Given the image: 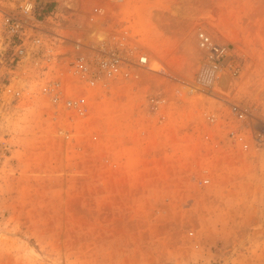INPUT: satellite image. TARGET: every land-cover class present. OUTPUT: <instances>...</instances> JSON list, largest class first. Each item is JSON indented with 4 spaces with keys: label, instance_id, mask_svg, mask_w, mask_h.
<instances>
[{
    "label": "rangeland",
    "instance_id": "obj_1",
    "mask_svg": "<svg viewBox=\"0 0 264 264\" xmlns=\"http://www.w3.org/2000/svg\"><path fill=\"white\" fill-rule=\"evenodd\" d=\"M66 2L0 0V264H264V0ZM116 25L158 72L88 88L65 62ZM198 30L237 70L212 87Z\"/></svg>",
    "mask_w": 264,
    "mask_h": 264
},
{
    "label": "built area",
    "instance_id": "obj_2",
    "mask_svg": "<svg viewBox=\"0 0 264 264\" xmlns=\"http://www.w3.org/2000/svg\"><path fill=\"white\" fill-rule=\"evenodd\" d=\"M122 0H114L120 2ZM31 4L24 7V12L29 13ZM23 22L14 19L12 31L19 32ZM110 39L101 40L87 52L79 50L66 60L67 72L78 80L84 81L88 88H109L120 81L134 80L139 73H156L157 70H149L151 64L150 55L138 41L128 35L129 30L122 25L112 28ZM196 46L201 52L203 65L202 81L208 86H215L222 78L224 71L236 73L237 70L231 64V56L227 45L216 41L206 30H198L196 33ZM76 47H79L76 44ZM18 53L23 54L22 48ZM56 105L62 103L64 108L76 115L84 116L88 110V102L85 96L65 97V90L61 81H53L49 84L48 92ZM150 111H160L165 104L163 94L154 93L146 96ZM230 113L239 120L247 116L246 110L237 103L230 104ZM164 121V117L161 118Z\"/></svg>",
    "mask_w": 264,
    "mask_h": 264
},
{
    "label": "bare ground",
    "instance_id": "obj_3",
    "mask_svg": "<svg viewBox=\"0 0 264 264\" xmlns=\"http://www.w3.org/2000/svg\"><path fill=\"white\" fill-rule=\"evenodd\" d=\"M70 1H71V0H67L66 5H68V7L71 8ZM171 12H172V11H171ZM174 16H175V15H174ZM98 39H99V41H101V40L105 39V37H103V36H98ZM149 70H151L150 66H149Z\"/></svg>",
    "mask_w": 264,
    "mask_h": 264
}]
</instances>
